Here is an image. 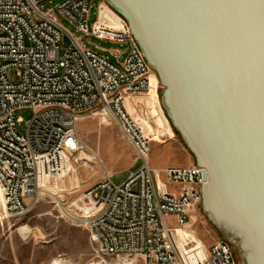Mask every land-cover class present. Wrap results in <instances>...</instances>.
I'll list each match as a JSON object with an SVG mask.
<instances>
[{"label":"built area","instance_id":"1","mask_svg":"<svg viewBox=\"0 0 264 264\" xmlns=\"http://www.w3.org/2000/svg\"><path fill=\"white\" fill-rule=\"evenodd\" d=\"M52 1L0 0L1 214L23 215L39 193L40 177L59 176L64 157L90 161L76 125L103 112L130 146L136 166L118 184L107 175L67 204L59 199L63 217L84 228L102 256L134 264H238L222 239L205 246L179 236L200 206V170L194 164L151 168L149 135L132 116L129 99L149 92L154 73L124 21L102 2L125 27L96 28L97 4L88 29L90 0H58L43 8ZM85 37L126 45L125 57L112 63L81 45ZM121 54L111 51L116 61ZM20 109L32 111L23 134L16 130Z\"/></svg>","mask_w":264,"mask_h":264},{"label":"water","instance_id":"2","mask_svg":"<svg viewBox=\"0 0 264 264\" xmlns=\"http://www.w3.org/2000/svg\"><path fill=\"white\" fill-rule=\"evenodd\" d=\"M102 2L158 80L202 214L238 264H264V0Z\"/></svg>","mask_w":264,"mask_h":264},{"label":"rangeland","instance_id":"3","mask_svg":"<svg viewBox=\"0 0 264 264\" xmlns=\"http://www.w3.org/2000/svg\"><path fill=\"white\" fill-rule=\"evenodd\" d=\"M57 1L54 0L43 8ZM97 4H100L98 17L100 23L103 20L115 19L122 25L123 22L102 4V0H90L88 29L96 19ZM63 26L74 37H80V33L66 21H63ZM80 42L112 63H120L125 57L126 45L93 37H85ZM66 44L67 39L63 37L61 46ZM113 50L122 52L118 61L111 55ZM11 79L14 77L11 76ZM153 83L155 89L153 93L131 96L129 99V106H133L132 116L141 117L145 121L142 129L150 139V166L152 169L181 167L185 159L192 165L194 164L192 157L160 109L158 97L161 87L155 75ZM31 116L30 109L16 111L15 118L19 120L16 130L19 134L25 132V122ZM76 131L88 149V156H96L95 161L83 159L74 163L67 162L64 157L59 176L40 177L38 187L44 192L28 200L29 207L23 215L7 218L1 214L0 204V264H53L55 260L66 264H124L126 260H130L134 264L132 259H115L95 253V244L90 240L87 231L69 223L61 213L62 205L58 202L59 199H63L65 205L107 175L110 176L112 183L118 184L126 178L127 172L136 166L133 165V152L130 146L113 123L108 121L107 124L98 115L88 114L79 120ZM23 226L30 229V235L22 239L16 229ZM179 236L185 241L192 238L205 246L221 240L202 214L200 206L192 215L189 229L180 232Z\"/></svg>","mask_w":264,"mask_h":264},{"label":"bare ground","instance_id":"4","mask_svg":"<svg viewBox=\"0 0 264 264\" xmlns=\"http://www.w3.org/2000/svg\"><path fill=\"white\" fill-rule=\"evenodd\" d=\"M95 27L96 28H101V27L103 28L104 26L100 23V21L97 20V23H96ZM124 27H125L124 26V23H122V25L118 29H116V30H119L120 28H124ZM153 76L154 75H152L151 78H150V89H149V92L147 94H145V95H149V94H151V93H153L155 91V89H154V83H153ZM94 115H98L101 118L102 121H104L105 123L108 124V121L109 120L104 116L103 112H98L97 114H94ZM137 120H138V123H139L140 128L142 129V126L145 124V121L141 117H138ZM85 157L87 159H90V161L93 160V158L91 156H86L85 155ZM43 192H44L43 189H39V193L40 194H43ZM0 204H1V196H0ZM16 231L22 237V239L23 238H26V237H28L30 235V229L27 226L19 227V228L16 229ZM179 232H182V231H179ZM53 264H66V263L65 262H62L61 263V261L55 260V261H53ZM124 264H132V261L126 260L124 262Z\"/></svg>","mask_w":264,"mask_h":264},{"label":"crops","instance_id":"5","mask_svg":"<svg viewBox=\"0 0 264 264\" xmlns=\"http://www.w3.org/2000/svg\"><path fill=\"white\" fill-rule=\"evenodd\" d=\"M104 27L103 29H111V30H116L118 29L120 26H121V23L115 21V19H112V20H103V22L101 23ZM102 28V27H101ZM140 96V95H138ZM143 96V95H141ZM182 167H185V166H190V163L187 159L184 160V162L181 164ZM156 170H161V169H156Z\"/></svg>","mask_w":264,"mask_h":264},{"label":"trees","instance_id":"6","mask_svg":"<svg viewBox=\"0 0 264 264\" xmlns=\"http://www.w3.org/2000/svg\"><path fill=\"white\" fill-rule=\"evenodd\" d=\"M175 133V132H174ZM176 134V133H175ZM222 239V238H221ZM223 240V239H222ZM233 251V250H232ZM233 255H234V257H235V254H234V252H233ZM235 259H236V257H235ZM236 261H237V259H236ZM238 263V262H237Z\"/></svg>","mask_w":264,"mask_h":264}]
</instances>
